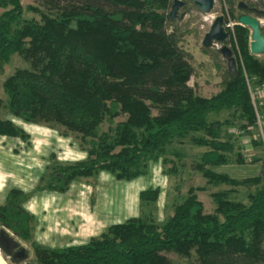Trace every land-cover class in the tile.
Wrapping results in <instances>:
<instances>
[{"label": "trees", "instance_id": "16d2710c", "mask_svg": "<svg viewBox=\"0 0 264 264\" xmlns=\"http://www.w3.org/2000/svg\"><path fill=\"white\" fill-rule=\"evenodd\" d=\"M172 1L40 0L26 6L38 14L35 19L23 17L21 0H0V73L14 53L28 64L3 80L6 107L26 122L59 123L88 144L85 159L52 167L44 182L48 190L65 191L75 178L101 170L133 179L144 172L147 157L184 138L207 148L193 168L209 183L258 188L248 204L227 191L212 192L215 207L206 212L189 187L163 223L134 216L85 243L50 248L32 240L26 193L12 187L0 203V223L29 243L38 264H175L168 253L185 257L186 264H264V163L262 174L243 179L207 168L228 163L234 150L230 139L220 138L223 125H256L250 88L264 84V59L249 51L250 29L235 24L228 39L234 71L225 70L217 92L199 94L188 84L193 68L179 45L181 34L176 26L167 29L175 21L169 17ZM228 1L237 21L244 11ZM248 5L262 16L264 0ZM222 110H232L230 117L207 119ZM119 116L124 119L117 121ZM104 123L107 130L99 132ZM0 136L29 138L1 117ZM158 196V188L138 193L142 202Z\"/></svg>", "mask_w": 264, "mask_h": 264}, {"label": "rangeland", "instance_id": "374dc122", "mask_svg": "<svg viewBox=\"0 0 264 264\" xmlns=\"http://www.w3.org/2000/svg\"><path fill=\"white\" fill-rule=\"evenodd\" d=\"M39 1L21 0L24 18H39L37 13L26 8L27 5H37ZM183 1L184 5L176 11L174 23H168L167 29L176 26L181 34L179 45L187 53L193 68L188 84L199 94L209 96L220 89L228 65L219 51L221 44L204 48L202 38L216 15L225 9L223 5L229 8V1L223 3L222 0H215L209 13H202L188 0ZM230 1L236 5L240 1L252 3L256 0ZM257 16L264 23V13ZM228 39L225 44L231 48ZM232 55L235 56L234 52ZM259 57L264 59V54ZM27 66V62L14 53L4 66L3 74L0 73V117L11 119L29 134L27 140L0 136V203H3L7 191L12 187H18L26 193L23 206L32 215L31 235L36 243L50 248L82 244L100 234L110 224L134 216L150 217L159 224L163 223L186 197L189 187L196 188L195 193L206 212H212L215 207L212 192L224 190L231 199L248 204L250 194L258 188V185L251 183L233 188L226 184L209 183L200 171L193 168L207 148L195 146L188 138H184L167 146L156 156L147 157L144 160V172L133 179L119 180L109 171L101 170L89 177L75 178L65 191L46 189L44 182L52 167L85 159L88 144L59 123L26 122L9 112L3 80L16 68ZM250 89L257 110L256 125L247 129H241L237 121L232 125H223L219 131L220 138L230 139L234 150L228 154V163L207 166L236 179L262 174L264 163V144L258 143L259 140L264 142V84ZM231 112L213 111L207 115V119L224 120L230 117ZM123 119L124 116L116 118L117 121ZM106 130L107 124L104 123L99 132ZM176 152L181 155L180 158L174 155ZM148 188L159 189L156 201L139 200V191ZM2 239L10 243L4 246ZM0 255L6 264H38L29 243L1 223ZM166 255L175 264H186L185 257L173 253Z\"/></svg>", "mask_w": 264, "mask_h": 264}, {"label": "water", "instance_id": "95a60500", "mask_svg": "<svg viewBox=\"0 0 264 264\" xmlns=\"http://www.w3.org/2000/svg\"><path fill=\"white\" fill-rule=\"evenodd\" d=\"M192 2L202 13H209L213 8L214 0H188ZM183 0H173L169 17L174 18L176 11L179 7L184 5ZM238 8L250 11L256 10L254 7H250L247 3L240 1L238 3ZM260 14H263V10H259ZM225 17L222 14L216 15L213 19L209 30L205 32L202 38V46L204 48H211L217 43H220L219 51L223 57L227 60V65L229 70L234 71L235 69V57L232 55V50L229 46L225 44L228 39V31L224 27ZM238 24L242 26H247L250 29V41H249V51L251 54L260 56L264 54V23L254 16L250 12H242L237 18Z\"/></svg>", "mask_w": 264, "mask_h": 264}, {"label": "built area", "instance_id": "2783aa9c", "mask_svg": "<svg viewBox=\"0 0 264 264\" xmlns=\"http://www.w3.org/2000/svg\"><path fill=\"white\" fill-rule=\"evenodd\" d=\"M222 1H223V3L225 2V0H222ZM214 2H215V0L213 1V5H214ZM223 6H224L225 9H222V10L220 11L219 14H222V15H224V17H225L224 27H225V29L228 31V35H229V33H231V34L233 35L234 25L237 24L238 21H235L233 18H231L230 13H229V11L227 10L225 4H224ZM228 38H229V37H228ZM250 93H251V91H250ZM251 98H252V100H253V95H252V93H251ZM253 103H254V101H253ZM254 106H255V104H254ZM255 110H256V107H255ZM256 111H257V110H256ZM256 114H257V113H256Z\"/></svg>", "mask_w": 264, "mask_h": 264}, {"label": "flooded vegetation", "instance_id": "af4514ba", "mask_svg": "<svg viewBox=\"0 0 264 264\" xmlns=\"http://www.w3.org/2000/svg\"><path fill=\"white\" fill-rule=\"evenodd\" d=\"M239 3V2H238ZM245 3V2H244ZM248 4V3H247ZM250 7H251V5H250ZM241 9V8H240ZM241 10H243L244 12H252V11H250L249 9H247V10H244V9H241ZM2 241H3V245L4 246H6V245H8L10 242H8L7 240L6 241H4L3 239H2ZM20 254H23L22 252L20 253Z\"/></svg>", "mask_w": 264, "mask_h": 264}, {"label": "bare ground", "instance_id": "6f19581e", "mask_svg": "<svg viewBox=\"0 0 264 264\" xmlns=\"http://www.w3.org/2000/svg\"><path fill=\"white\" fill-rule=\"evenodd\" d=\"M0 264H6L4 258L1 257V255H0Z\"/></svg>", "mask_w": 264, "mask_h": 264}]
</instances>
